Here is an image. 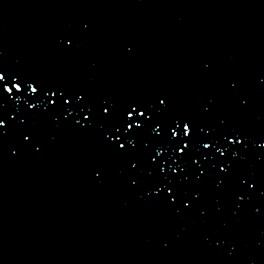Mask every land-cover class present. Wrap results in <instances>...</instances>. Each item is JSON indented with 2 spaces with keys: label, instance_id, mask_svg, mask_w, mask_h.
<instances>
[{
  "label": "snow or ice",
  "instance_id": "snow-or-ice-1",
  "mask_svg": "<svg viewBox=\"0 0 264 264\" xmlns=\"http://www.w3.org/2000/svg\"><path fill=\"white\" fill-rule=\"evenodd\" d=\"M82 21L79 32L58 37L60 49L74 55L83 36L92 31ZM123 55L133 58L135 45L124 46ZM92 69L96 64L90 65ZM202 72L216 71L211 60ZM256 90L264 93V75L257 78ZM220 95L231 98L241 113L253 103V95L236 76L225 77ZM220 95L211 93L192 109H179L165 90L150 94L118 96L75 82L50 80L9 65L0 59V158L24 152L42 155L58 138L55 132L44 142L39 125L89 138L100 149L91 165V179L103 184L112 160L123 165L120 174L139 199L176 215H198L202 223L221 216L225 203L232 216L242 213L264 217V177L244 169L250 154L264 163V136L254 138L230 113L219 115ZM10 136L17 142L8 147ZM214 198V208L208 201ZM225 234L205 235L204 242L236 256L239 246ZM171 241H162L167 249Z\"/></svg>",
  "mask_w": 264,
  "mask_h": 264
},
{
  "label": "water",
  "instance_id": "water-1",
  "mask_svg": "<svg viewBox=\"0 0 264 264\" xmlns=\"http://www.w3.org/2000/svg\"><path fill=\"white\" fill-rule=\"evenodd\" d=\"M102 1L106 0H0V48L8 46L11 47V45H15V48H18L21 51V54L18 55L15 53L12 58H14V56L21 55L31 56V51L38 55V57H41L45 54L43 58H51V65L45 68L46 71L39 72L38 74L34 72V74L36 73V75L38 76L50 80H59L69 83L75 82L100 91L107 90L109 87L114 86L117 82V80L113 79V73L120 71L122 67L126 69V71H129V68L131 66L134 67L135 62L133 61V63H127V61L125 60L128 59V57H125L123 59L118 58L116 60H110L104 65L99 63L103 61L99 60L101 50L100 48H98V46L104 41L105 35L103 36V34L99 32V28L95 26V19H88L91 12L96 10L97 8L88 7V3L92 2L93 5L97 6L99 3L103 4ZM127 1L128 0H108L107 2L112 4L111 10L115 9L112 10V12L117 14L126 12L125 9L123 11L122 7H120V4L124 5ZM175 1L176 0H155V3L160 4L162 2V4H173V2ZM178 1L179 0H177V2ZM6 4H15L14 9H6ZM158 4H156L155 6H157ZM32 6L37 7V11L35 13L36 15L28 14L29 12L27 13V11H29ZM83 9L85 10V12L81 13L83 12ZM39 14H45L47 16H45L46 18L44 19L41 18L42 15ZM167 15L168 17H170L171 12H167ZM101 16L106 18V16L104 15ZM43 20L50 21L46 24L47 26H49L52 22L53 25L51 27L58 36L69 31L79 32L76 26L80 25L79 28H81L82 21H90L93 25L92 31L83 36L82 43L83 48L90 47V53H85L82 56V51H79V53H81V57L78 59V56L80 55L78 53L74 55H68L61 51V49H59V51L61 52L55 50L53 42L49 43L43 35L35 34V26L33 24H43ZM47 26L44 27L46 28L45 30L48 29ZM158 31H154L155 35H157L154 36L155 39L159 37ZM175 31L169 33V37L165 41L172 44V48L175 50L172 54L177 57L178 62L180 50L182 47V45L180 44L182 35L180 33V30ZM210 33L212 34V32ZM93 34L94 36L97 35L95 39L96 41L88 39ZM165 35H167V33ZM105 42L113 43L112 38H106ZM151 42L152 40H149V43ZM56 44H58L57 41ZM47 46L48 48L46 49ZM232 47L233 44L229 43V46L227 44L222 53H212L211 55L214 56L221 54L227 59L225 62L230 63V61H232L230 58L233 57V51H231L229 48ZM110 48L114 49V45L112 44ZM58 52L62 54H59ZM4 54L5 56L9 57L13 54V51H6L4 52ZM194 54L195 52L193 51L190 55ZM137 56L138 52H136V55L133 57V59H135ZM58 59L64 60L62 62ZM213 60L216 62L215 63L212 61L217 71V67L219 66L217 64V58L214 57ZM155 61L158 65L162 64V58L158 57ZM77 62L78 67L77 69H74L73 64H76ZM92 63L96 64L95 69H92L90 67ZM28 69L29 71L35 70L34 66L32 65H29ZM168 72L170 73V70H168ZM204 75L206 74L204 73L196 78L197 85L193 88V95H195V98L193 100L195 101H198L196 97L200 96L203 90V85L206 79L200 80V77ZM171 78L172 76L170 74H167V76L165 78H162L159 82L156 83V81H153V84L149 85L150 93L155 90V84L157 87L159 85L164 86L168 82H170L169 79ZM207 81H211V79ZM255 85L256 84H254L253 88L249 90V92L253 96H255L256 94L260 95V93L255 90ZM115 87L116 90L120 92V87ZM174 100L177 101L179 99ZM178 103L179 102H175V104ZM10 138L13 137L10 136ZM90 142L91 140L85 137H81L79 140L80 145ZM58 147H60V145ZM87 149H89V147H87ZM4 154L8 155V151H5ZM22 154H25V152ZM49 156L50 153L48 152L46 154V157ZM86 156H89V154H87ZM15 159H17V161H14V167L17 170V174L13 175L11 178L14 187L10 190L11 193L9 195V199L5 202V205H3L0 210V216H8L9 219L13 218L14 223L12 224V226H8L7 220H5V226H3V228L4 231L7 232V234L12 233L15 236L13 238L14 242L0 244V264H10V261H12L11 257H13L15 254H21L20 250L15 253V248L13 246L14 244H16L15 242H20V237L30 236V232H37L40 243L48 241L45 236V233L47 234V231L44 232V229H42L41 226L45 227L48 225V218H50L51 214L47 215L45 218L39 217V215L34 218L35 216L33 217V214L27 213V211H29L30 209H26L25 206L29 205L31 200H34L36 202V213L38 211V208L42 204H44L43 200H45L47 204H50L52 206V212L54 214H60L61 217L65 216V218L67 216L68 220L73 219L75 216H77L78 219L76 222L72 221L66 224L60 231L61 233L57 234L54 231H51V233L48 232V236L50 238L57 240L59 247L55 250L44 249V251H48L42 255V257L46 258V262H44L45 258L40 257L41 255L38 253L37 254L40 256L36 257L31 255L32 258L26 262V260L30 258L31 253L30 248L27 247V251L22 253L23 256L20 258V260H18L17 262H13V264H23L24 262H26L27 264H124L123 260L119 259L120 256H125V259L127 260V262L129 261V264H194L198 254H202L201 252L195 253L196 249L197 251H199V248L196 247V243H200L201 240H198V238L194 239L191 236L190 228L193 226L192 224L188 225V223H181L180 221H178V223H175L172 228L167 229V223L164 222L163 219H158V221L155 222L153 216H151L149 212L144 214V218H146L147 220L146 221L145 219L138 218L135 214V210L116 209L115 212L111 211L113 209L112 206H114V204L116 203L117 196H114L115 190L108 193L102 192L109 188L110 183L113 184L117 180L121 181V185L123 186V188L131 195H135V193L127 187V181L122 179L123 177L120 178L119 174L112 173L107 170L104 187L102 189H99V192H96L93 196H89L87 195L88 188L83 183V180L86 179L88 173L91 174V165L86 162L84 165L87 166V168L82 170L81 157L75 158L73 160V162L76 160V169L82 171L80 172L81 177L78 184L75 182L76 179H73V181L71 182L68 181L69 183H65L67 181L66 179H57L55 181L54 179H52V177L46 176L47 174H52V171L49 170L48 172L46 171L47 173L45 172L41 174L38 170L37 172L40 173V178L36 177L35 179L39 182H36L31 186H28L27 182H25L26 178H24V172H27V174H31V171H28V169H30L31 166L32 168H35L33 161L28 160L29 158H26L27 162L24 163V160L26 159ZM93 160L94 159L91 158L89 162H92ZM63 162L66 163V161ZM121 166L122 164L116 166L115 169L117 171H120ZM38 168L42 169L43 166L38 165ZM71 175L72 176L70 177L73 178L74 175L76 176V172H72ZM67 177L68 175L65 178ZM260 177H264V172L261 173ZM47 181L50 182L47 183ZM53 184L56 188L52 186ZM25 188H29V190L33 188L28 196H25L23 194ZM34 188L38 190L37 194ZM0 190H2L1 192H3L2 186L0 187ZM16 195H20L21 199L26 197V200L15 202ZM10 200H14V202L12 203L10 202ZM61 200H63L62 205H58ZM210 200H213L214 202V198ZM118 204L121 206L125 205L122 203V198H120ZM23 206L25 208H23ZM98 209H104L105 212H107L104 218L98 217L103 216L101 214H97L98 216H95ZM87 213L91 214V216L85 218ZM115 213H118L119 216L114 217ZM121 214H124V217H122ZM22 216H24V218ZM241 216L242 219L238 220L239 226H242L244 222H250V216L249 218H247V215L245 214H242ZM107 224L110 225L109 230L104 229V226H107ZM204 224L206 223H203L202 232L198 233L197 236L201 237V239L204 238L206 234L205 231L207 230L206 227L204 228ZM211 226L213 227L214 225ZM159 227L161 229H164L163 231L166 233H157L156 237H154L156 239L154 242V247L151 248L149 247V244H147L148 242H146V240L149 237H152L151 234L159 231ZM92 228H95L96 231H92ZM178 229L184 230L186 234L184 233L182 236L178 235ZM167 230H169L170 232H167ZM86 232H89L95 237V239L98 241V246H103L98 259L95 257V253L90 249L82 250V252L77 255L78 251L76 250V248L77 244H79V239L77 238L78 236H82ZM170 233L173 234L172 242L167 249H164L162 247V241L169 240L166 239V237H169ZM218 235L219 234H217L216 236ZM65 238L67 239V241H65ZM115 243L117 244L116 250L110 249V245L115 246ZM183 244H185L186 247L185 251L182 249ZM64 246L70 247V253L68 254V256H74L73 259L69 258V263L63 262V260H65V256L63 254H60L59 252L60 248H63ZM164 250H166L167 253H162V251ZM223 253L224 252H222V254H220L219 252H213L212 261H216V264H218L217 262L226 264H264L263 256L259 257L260 259L258 257H255L253 260H251L252 253L249 251L244 255L238 252L236 256L232 257V259H237V261L227 260V258L223 256ZM218 254H220L222 257H214ZM109 255L111 257L110 260L102 259L105 257H109ZM94 258H96L97 261L93 262ZM199 258V264H203L206 261V257L203 255H200ZM75 260L77 261L74 262Z\"/></svg>",
  "mask_w": 264,
  "mask_h": 264
}]
</instances>
